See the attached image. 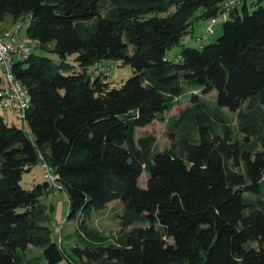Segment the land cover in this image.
Segmentation results:
<instances>
[{"label":"trees","instance_id":"trees-1","mask_svg":"<svg viewBox=\"0 0 264 264\" xmlns=\"http://www.w3.org/2000/svg\"><path fill=\"white\" fill-rule=\"evenodd\" d=\"M250 1L0 0V22L30 16L26 37L56 56L15 63L30 109L19 124L0 113V264H264V0ZM199 11L225 16L222 36L181 46ZM113 61L133 70L120 87ZM157 122L172 144L152 153L156 137L139 133ZM39 162L46 182L23 188ZM56 185L77 256L50 228ZM116 201L133 228L111 239L87 221Z\"/></svg>","mask_w":264,"mask_h":264},{"label":"rangeland","instance_id":"rangeland-1","mask_svg":"<svg viewBox=\"0 0 264 264\" xmlns=\"http://www.w3.org/2000/svg\"><path fill=\"white\" fill-rule=\"evenodd\" d=\"M229 3V0L227 4ZM253 1L249 0V11L253 12L255 8H253ZM174 9H172L173 11ZM203 14V11H199L194 19V23L192 25V32L187 34L181 41V46L202 49L204 46L217 42V40L223 34V24L226 20L225 16H220L216 20V24L211 23L208 19L200 18ZM23 22V29L21 30L23 40L30 45L34 50V44L26 37V30L29 25V21L21 20ZM12 20L4 21L0 24V28L10 27L12 24ZM2 26V27H1ZM181 46H176L168 51L167 56L175 58L181 51ZM34 53L38 55H45L52 59L56 58V56L49 51H43L42 49L34 50ZM74 55L68 56L67 61L72 62ZM110 68L113 70L112 76L108 79L111 82L113 87L122 86L131 76H133V70L130 66H122L119 62H111ZM78 69V68H77ZM76 69V70H77ZM3 73L0 69V84H3ZM197 94V93H196ZM191 96V93H188ZM198 96L200 100L204 103L210 104L211 107L217 106V93L213 92L208 95H203L201 92H198ZM184 99V98H183ZM190 99V98H189ZM191 101H187L185 104L186 107L190 106ZM184 107V106H183ZM183 109V108H182ZM181 108H176L174 113L167 114L168 116L176 115L178 116L182 110ZM0 113L5 117L6 122L8 124L17 123L19 121L15 118L14 114L11 111H3L0 109ZM229 118L233 119V124L238 131V122L236 117L228 111ZM264 127V123H263ZM140 135L142 134H151L154 135L157 139L156 146L152 153L162 152L167 148H170L172 142L167 133V126L165 123L157 122L153 125H150L144 130H140ZM240 138L244 135L238 132ZM194 139L197 141L199 139L198 131L194 134ZM198 142V141H197ZM180 145L178 146V148ZM48 168L43 165L42 162L36 164L32 170L23 175V179L21 181V186L25 189H31L35 183H45L46 175L48 174ZM149 179L148 173H144L139 180V185L142 188H146L147 181ZM53 193L47 198L48 210H50V228L54 232V238L62 239L63 248L68 252L71 256H77L73 251H71V247L77 245V238L74 233L78 227V223L76 219L68 220V200L63 194L62 191L58 189V186H55ZM123 211L122 203L119 201L111 203L106 209L98 212H93L90 219H88L87 224L89 227L95 229L96 231L107 235L111 239L118 237L122 232L128 233L133 227L124 228L120 215ZM23 253V252H22ZM27 255V259H39L43 260V249L30 247L25 251Z\"/></svg>","mask_w":264,"mask_h":264},{"label":"built area","instance_id":"built-area-1","mask_svg":"<svg viewBox=\"0 0 264 264\" xmlns=\"http://www.w3.org/2000/svg\"><path fill=\"white\" fill-rule=\"evenodd\" d=\"M24 20L29 21L30 16ZM22 29L21 20L10 27L0 28V69L4 77V83L0 84V109L11 111L19 121H25L26 112L30 109L31 98L28 90L16 79L13 68L17 61L27 59L34 51L23 40ZM52 180L55 178L52 177Z\"/></svg>","mask_w":264,"mask_h":264},{"label":"bare ground","instance_id":"bare-ground-1","mask_svg":"<svg viewBox=\"0 0 264 264\" xmlns=\"http://www.w3.org/2000/svg\"><path fill=\"white\" fill-rule=\"evenodd\" d=\"M24 21V20H23ZM2 27V26H1ZM3 28H5L4 26H3Z\"/></svg>","mask_w":264,"mask_h":264},{"label":"crops","instance_id":"crops-1","mask_svg":"<svg viewBox=\"0 0 264 264\" xmlns=\"http://www.w3.org/2000/svg\"><path fill=\"white\" fill-rule=\"evenodd\" d=\"M12 24H13V23H12ZM12 24H11V25H12Z\"/></svg>","mask_w":264,"mask_h":264}]
</instances>
